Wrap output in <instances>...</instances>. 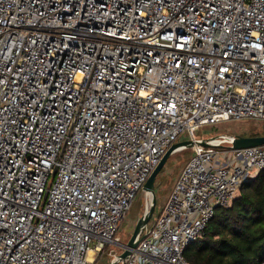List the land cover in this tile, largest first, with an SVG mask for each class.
<instances>
[{
  "label": "built area",
  "instance_id": "built-area-1",
  "mask_svg": "<svg viewBox=\"0 0 264 264\" xmlns=\"http://www.w3.org/2000/svg\"><path fill=\"white\" fill-rule=\"evenodd\" d=\"M249 119L264 120V0H0V264H95L184 131ZM234 139L192 148L112 261L192 264L264 169V145Z\"/></svg>",
  "mask_w": 264,
  "mask_h": 264
},
{
  "label": "trees",
  "instance_id": "trees-1",
  "mask_svg": "<svg viewBox=\"0 0 264 264\" xmlns=\"http://www.w3.org/2000/svg\"><path fill=\"white\" fill-rule=\"evenodd\" d=\"M184 255L192 264H264V169L243 181L232 206L216 208Z\"/></svg>",
  "mask_w": 264,
  "mask_h": 264
},
{
  "label": "rangeland",
  "instance_id": "rangeland-1",
  "mask_svg": "<svg viewBox=\"0 0 264 264\" xmlns=\"http://www.w3.org/2000/svg\"><path fill=\"white\" fill-rule=\"evenodd\" d=\"M264 120H228L213 125H205L195 130V137L209 139L218 135H264ZM192 134L184 131L181 135L182 140H189ZM194 151L192 148L183 149L173 153L166 164L156 177L155 195L157 199L154 215L148 223L151 226L160 211L166 206L172 190L185 165L190 160ZM152 204V195L145 191L144 188L137 192L128 213L121 222V226L117 237L119 242L126 244L139 221V219L150 210ZM123 252V248L119 245L108 244L102 253L97 256L95 264H110L112 257Z\"/></svg>",
  "mask_w": 264,
  "mask_h": 264
},
{
  "label": "water",
  "instance_id": "water-1",
  "mask_svg": "<svg viewBox=\"0 0 264 264\" xmlns=\"http://www.w3.org/2000/svg\"><path fill=\"white\" fill-rule=\"evenodd\" d=\"M209 145L210 143L208 142V139L183 140L175 143L165 154V156L162 158L161 162L156 167V169L152 172V174L150 175V177L148 178L147 182L143 187L145 191L151 193L152 195V204L150 210L147 211L145 215L139 219L130 240L126 244L118 243V245L123 248V252L119 254V257L122 260L126 259L131 254L132 250L137 247L140 239L144 237V234H142V236L138 238L142 228L148 225L149 221L154 215V211L157 203V199L155 195L156 177L163 168V166L166 164L169 157L178 150H181L182 147H187V148H194L196 146L208 147ZM261 145H264V135H251V136L237 135L235 136L232 147L235 149H240V148H247V147H254ZM110 264H118V263L115 261H111Z\"/></svg>",
  "mask_w": 264,
  "mask_h": 264
},
{
  "label": "bare ground",
  "instance_id": "bare-ground-1",
  "mask_svg": "<svg viewBox=\"0 0 264 264\" xmlns=\"http://www.w3.org/2000/svg\"><path fill=\"white\" fill-rule=\"evenodd\" d=\"M178 151H180V150H178ZM149 194H151V193H149ZM90 253L92 254V251Z\"/></svg>",
  "mask_w": 264,
  "mask_h": 264
},
{
  "label": "crops",
  "instance_id": "crops-1",
  "mask_svg": "<svg viewBox=\"0 0 264 264\" xmlns=\"http://www.w3.org/2000/svg\"><path fill=\"white\" fill-rule=\"evenodd\" d=\"M155 221V220H154ZM153 224V223H152ZM120 264V263H119Z\"/></svg>",
  "mask_w": 264,
  "mask_h": 264
}]
</instances>
